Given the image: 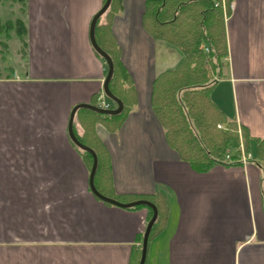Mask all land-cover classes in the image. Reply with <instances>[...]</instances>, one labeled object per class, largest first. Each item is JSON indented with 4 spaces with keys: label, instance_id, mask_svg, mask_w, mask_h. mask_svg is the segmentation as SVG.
<instances>
[{
    "label": "crops",
    "instance_id": "1",
    "mask_svg": "<svg viewBox=\"0 0 264 264\" xmlns=\"http://www.w3.org/2000/svg\"><path fill=\"white\" fill-rule=\"evenodd\" d=\"M22 2L23 34L0 37V59L11 62L0 68L7 70L0 78V264H134L148 207L97 198L84 150L68 132L73 107L103 91L107 70L90 25L105 0ZM146 2L122 0L121 11L102 15L138 99L117 131L97 126L113 194L164 197L168 212L145 264H264V159L255 157L256 140H264V0L228 4V53L211 90L228 119L247 129L250 158L207 171L180 159L152 109L155 78L183 54L146 31ZM12 5L0 1V12ZM73 126L82 132L76 114Z\"/></svg>",
    "mask_w": 264,
    "mask_h": 264
},
{
    "label": "trees",
    "instance_id": "2",
    "mask_svg": "<svg viewBox=\"0 0 264 264\" xmlns=\"http://www.w3.org/2000/svg\"><path fill=\"white\" fill-rule=\"evenodd\" d=\"M230 1L226 0L225 13L222 0H147L143 13L146 31L154 39L166 41L183 54L176 67L155 78L151 105L164 129L168 145L180 159L198 171H207L216 164H239L242 154L251 151L247 129L230 121L211 98L214 74L228 53L225 16L229 14ZM121 10L122 0H112L103 16L110 18ZM103 16L96 24V41L113 60L114 72L109 88L121 99L124 109L118 115L79 109L76 117L82 132L78 133L75 128L74 132L80 142L97 154L95 185L102 194L124 203L147 199L156 205L158 217L150 239L166 218L168 208L164 197L132 195L121 199L114 196L110 155L97 131L98 125H103L110 132L120 129L138 101L132 76L121 61L120 47L110 27L111 20L102 23ZM17 25L20 28L18 33L23 34L20 20ZM6 26L10 28L11 23L7 22ZM98 56L107 70L106 61ZM98 101L99 96H94L91 104L98 105ZM111 104L115 106L113 101ZM255 155L258 162L264 159V140H256ZM83 156L90 170L92 156L86 151H83ZM148 210L150 220L153 211L149 207ZM140 256L139 248L134 264L139 263Z\"/></svg>",
    "mask_w": 264,
    "mask_h": 264
},
{
    "label": "water",
    "instance_id": "3",
    "mask_svg": "<svg viewBox=\"0 0 264 264\" xmlns=\"http://www.w3.org/2000/svg\"><path fill=\"white\" fill-rule=\"evenodd\" d=\"M111 1L112 0H105L101 9L92 18L91 25H90V41H91V44H92V47L94 48V50L106 61L107 73H106V77L103 81V91H104L105 95L115 103V107L111 108V109H105V108L99 107L97 105H92L89 103H80V104L75 105L71 111L68 132H69V136H70L71 140L73 141V143L77 147L88 152L92 156L93 162H92V166H91V169L89 172V187H90L91 192L97 198H99L100 200H102L104 202H107V203H110V204H113V205H116L119 207H123V208H132V207H136V206H146V207H149L150 209H152V211H153L152 216H151L150 220L148 221L146 228H145V231H144V235H143V239H142V247H141V256H140V260L138 263V264H145L146 257H147V251H148L149 235H150L151 230L153 228V225L156 222L157 217H158V209H157L156 205L147 199H138L135 201L124 203V202H121L117 199H114V198H111V197H108V196L102 194L96 188V185H95V175H96L97 168H98L97 154L92 148H90V147L84 145L82 142H80V140L77 138V136L74 132V127H73L75 114H76L77 110H79V109H88V110H92V111H95L97 113L106 114V115H118L124 109V104L121 101V99L116 97L111 92V90L109 88V83L111 81V78H112L113 72H114L113 60L110 57V55L107 52H105L98 45V43L96 41V35H95L96 24H97L98 20L101 18V16L109 8Z\"/></svg>",
    "mask_w": 264,
    "mask_h": 264
},
{
    "label": "rangeland",
    "instance_id": "4",
    "mask_svg": "<svg viewBox=\"0 0 264 264\" xmlns=\"http://www.w3.org/2000/svg\"><path fill=\"white\" fill-rule=\"evenodd\" d=\"M0 1H4L5 3H9L10 1H12V3H14V5L11 6L12 10L11 9L10 10L6 9V11L3 10V11L0 12V24L3 25V27H4V28H1V30H0V37L6 38V34L8 32L16 33L15 31H19L18 29H20L19 26L17 25V20H18L17 17L22 16V14H23L21 12V10H22L21 8L23 7V2H22V0H0ZM7 20H12L11 21V26H10L11 29L6 26L7 25V23H6ZM0 48H1V46H0ZM1 53H0V58H1L2 55H6V54H2L1 55ZM10 63L11 62L8 61V60L4 61V60L0 59V68H3L5 66L9 67ZM5 70H6L5 68L2 70V73L0 74V78H5L6 73H7V70L6 71ZM101 94H102V92H101ZM101 94H100V96H101ZM105 101L109 102L107 100V98H105ZM99 104H100V100H99L98 105Z\"/></svg>",
    "mask_w": 264,
    "mask_h": 264
},
{
    "label": "built area",
    "instance_id": "5",
    "mask_svg": "<svg viewBox=\"0 0 264 264\" xmlns=\"http://www.w3.org/2000/svg\"><path fill=\"white\" fill-rule=\"evenodd\" d=\"M216 5H218L217 3H216ZM206 51H208V49L206 48ZM105 98H106V96H105V93L104 92H102V94H101V96H100V104H99V106L100 107H103V108H110L111 107V105H110V103L109 102H106L105 101ZM246 158H250V155H245V154H243L242 155V160H244V159H246Z\"/></svg>",
    "mask_w": 264,
    "mask_h": 264
},
{
    "label": "flooded vegetation",
    "instance_id": "6",
    "mask_svg": "<svg viewBox=\"0 0 264 264\" xmlns=\"http://www.w3.org/2000/svg\"><path fill=\"white\" fill-rule=\"evenodd\" d=\"M103 92V91H102ZM99 99H100V96H99ZM98 103H99V101H98ZM110 104H111V102H109ZM89 104H91V103H89ZM97 106H99V105H97ZM115 106H113L112 104H111V107L110 108H105V109H111V108H114ZM103 108V107H102ZM74 127V126H73Z\"/></svg>",
    "mask_w": 264,
    "mask_h": 264
}]
</instances>
